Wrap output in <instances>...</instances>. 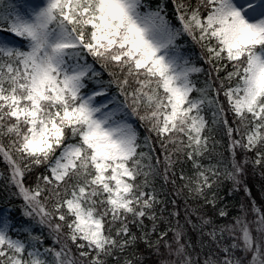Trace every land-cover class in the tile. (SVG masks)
Here are the masks:
<instances>
[{
  "label": "snow or ice",
  "instance_id": "6c2138e0",
  "mask_svg": "<svg viewBox=\"0 0 264 264\" xmlns=\"http://www.w3.org/2000/svg\"><path fill=\"white\" fill-rule=\"evenodd\" d=\"M250 168L264 0H0V264H264Z\"/></svg>",
  "mask_w": 264,
  "mask_h": 264
},
{
  "label": "trees",
  "instance_id": "16d2710c",
  "mask_svg": "<svg viewBox=\"0 0 264 264\" xmlns=\"http://www.w3.org/2000/svg\"><path fill=\"white\" fill-rule=\"evenodd\" d=\"M244 180L247 183L248 187L251 189L253 196L257 200L261 199L262 198L261 185H264V175L261 174V171L257 169L255 172H253L250 168L246 176L244 177ZM244 198H245V194L241 191L234 197L231 203H234L236 207H239V202L244 200ZM184 207L185 205L183 203V199L181 198L179 200V208H178V211L181 214V223H183L182 217L184 215ZM173 210H177V209L173 208ZM191 238L194 241L196 239V236L192 234Z\"/></svg>",
  "mask_w": 264,
  "mask_h": 264
},
{
  "label": "rangeland",
  "instance_id": "374dc122",
  "mask_svg": "<svg viewBox=\"0 0 264 264\" xmlns=\"http://www.w3.org/2000/svg\"><path fill=\"white\" fill-rule=\"evenodd\" d=\"M224 194H223V192L221 193V196H223Z\"/></svg>",
  "mask_w": 264,
  "mask_h": 264
}]
</instances>
